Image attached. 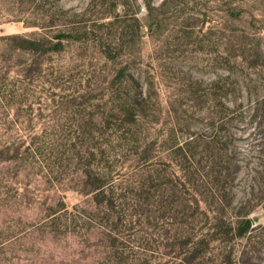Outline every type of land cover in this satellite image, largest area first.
Listing matches in <instances>:
<instances>
[{
    "label": "rangeland",
    "instance_id": "rangeland-1",
    "mask_svg": "<svg viewBox=\"0 0 264 264\" xmlns=\"http://www.w3.org/2000/svg\"><path fill=\"white\" fill-rule=\"evenodd\" d=\"M0 264H264V0H0Z\"/></svg>",
    "mask_w": 264,
    "mask_h": 264
},
{
    "label": "trees",
    "instance_id": "trees-1",
    "mask_svg": "<svg viewBox=\"0 0 264 264\" xmlns=\"http://www.w3.org/2000/svg\"><path fill=\"white\" fill-rule=\"evenodd\" d=\"M245 222H246L247 224H249V222H250V221H245ZM244 233H245V231H244V232H242V234H244ZM242 234H241V235H242Z\"/></svg>",
    "mask_w": 264,
    "mask_h": 264
}]
</instances>
